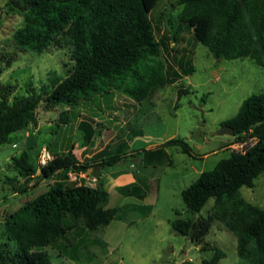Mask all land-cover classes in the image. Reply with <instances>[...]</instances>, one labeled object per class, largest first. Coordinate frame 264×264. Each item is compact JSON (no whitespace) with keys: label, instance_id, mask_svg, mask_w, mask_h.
<instances>
[{"label":"trees","instance_id":"16d2710c","mask_svg":"<svg viewBox=\"0 0 264 264\" xmlns=\"http://www.w3.org/2000/svg\"><path fill=\"white\" fill-rule=\"evenodd\" d=\"M159 1L8 0L0 6V15L8 13L9 7L22 12V25L12 33L19 49L40 54L50 45L64 42L71 47L73 61L68 73L45 96L28 88L25 95L11 98L15 86L0 82V144L10 142L15 132L30 125L36 127V111L41 105L47 111L60 105L77 109L81 104H93L99 109L104 94L111 97L114 92H122L140 103L157 88L173 83L182 73H190V67L164 66L158 60L161 49H168L166 36L156 37L150 16ZM178 1L182 9L172 34L174 41L184 28L190 32L194 45L206 46L216 59L249 57L264 66V0ZM10 62L8 59L7 66ZM187 92L179 89L178 94ZM67 111L59 112L58 123H71ZM93 122V117H87L78 124L85 146L82 153L95 134ZM222 125L233 128L235 141L251 139L253 143L230 151L181 190L186 212H198L213 198L214 216L183 217L182 212L175 210L170 226L175 233L201 244L213 217L228 218L240 258L235 264H264V208L246 202L239 192L242 186L253 187L255 179L264 172V91L243 99L236 114ZM139 134L140 129H130L125 140L106 144L82 160L74 154L73 143L60 151L49 147L52 158L43 166H38L37 158L27 149L13 155L10 164L18 176L54 180L46 190L2 215L0 264H51L46 251L35 259L31 253L59 246L57 243L62 241L59 248L65 252L68 242L64 240L74 228L96 231L118 217L120 208L108 206L109 193L101 174L121 158L133 156V152L127 154L128 141ZM170 145L190 153L181 138H170L161 147L143 151L152 154ZM70 171L95 177V185L70 180ZM16 179L7 181L16 187ZM118 189L125 195L143 193L136 183ZM222 256L223 252L216 251L208 264H217Z\"/></svg>","mask_w":264,"mask_h":264},{"label":"rangeland","instance_id":"374dc122","mask_svg":"<svg viewBox=\"0 0 264 264\" xmlns=\"http://www.w3.org/2000/svg\"><path fill=\"white\" fill-rule=\"evenodd\" d=\"M7 1L0 0L1 8ZM181 9L178 0H160L150 16L156 37L160 39L165 35L168 44L167 50L161 49L159 62L164 66L172 64L174 68L190 67V73H182V77L157 88L140 103L122 92H114L111 97L104 94L99 109L93 104L91 107L81 104L77 109L60 105L56 110L47 111L41 105L36 111V127L30 125L18 131L19 135L15 132L11 134L10 142L0 144L1 227L5 211L15 209L26 199L46 190L54 180L18 176L10 164L13 155L27 149L36 159L39 150L44 147L49 152V147L60 151L73 143V152L78 156L83 147L78 124L87 117L94 120L95 135L90 142L93 150L125 140L130 129L141 130V134L129 141L131 148L127 154L133 149L140 151L121 158L115 166L104 170L101 178L105 182L109 175L122 169L134 173L146 196L144 209L134 208L130 198L107 185L108 205L120 208L118 217L98 232L79 228L71 230L67 241L64 240L68 242L67 255L62 254L59 248L62 241L57 243L59 246H47L32 252V259L46 251L51 264H208L214 253L221 251L224 256L218 259L217 264L240 262L236 238L228 218L213 217L201 244L175 233L170 221L175 217V210L182 212L183 217L214 216L213 198H209L198 212H186L181 190L202 171L211 170L230 151L242 150L253 143L251 139L239 143L234 136L219 135L217 130L223 121L236 114L243 99L252 93L264 91V66L249 57L216 59L206 46L200 43L194 45L190 32L184 28L174 41L172 34L178 27L177 16ZM21 15L22 12L14 7H9L8 13L0 15V82L15 86L11 98L25 95L28 88L45 96L72 67L71 47L62 42L50 45L40 54L22 51L12 38L13 31L22 25ZM171 47L173 50H170ZM8 59L11 60L9 66ZM179 89L188 92L179 95ZM66 109L71 123H58L59 112ZM19 136L22 141L13 147L11 141H18ZM170 138L183 139L190 153L182 152L177 145L166 146L152 154L143 151L148 143L151 144L146 147L155 149ZM12 177H17L14 181L16 187L7 181ZM68 178L79 182L87 180L85 173ZM24 187L25 192L17 191ZM239 192L246 202L264 208V172L255 179L253 187L242 186ZM150 201L154 202L153 206ZM104 231L111 242L118 240L120 244L109 248L100 245L91 247L92 242H98L96 236L102 237ZM82 244L85 248L80 247ZM72 245L76 248L75 255L80 258L70 256L73 253ZM89 255V259H83Z\"/></svg>","mask_w":264,"mask_h":264},{"label":"crops","instance_id":"0c3cea01","mask_svg":"<svg viewBox=\"0 0 264 264\" xmlns=\"http://www.w3.org/2000/svg\"><path fill=\"white\" fill-rule=\"evenodd\" d=\"M17 134H18V132H17ZM19 135V134H18ZM95 135V134H94ZM126 138H128L127 136H126ZM94 139V136H93V138L91 139V141ZM22 141V139L20 138V136H19V138H18V141L16 140H12L11 141V143H13V144H11L12 146L14 145V144H18L19 142H21ZM26 140H24V142H25ZM151 143H148L146 146H148V145H150ZM106 145V144H105ZM104 145V146H105ZM128 145H129V148H131V144L129 143V141H128ZM103 146V147H104ZM144 147V149H152L153 147ZM14 147V146H13ZM16 147V146H15ZM88 149H86L85 151H84V153H82V151L84 150V148H85V146L83 145V147L81 148V150H80V154L78 155V156H76L79 160H82V158L85 156V155H91L92 153H94V152H96V151H98V150H100V149H102V148H100V149H97V150H93L92 148H91V146H90V143L88 144ZM158 146H156L155 148H157ZM134 150V149H133ZM87 152V153H86ZM133 152H135L136 153V151H133ZM130 153V152H129ZM128 153V154H129ZM119 170H121V169H119ZM119 170H117V171H119ZM117 171H112V172H117ZM132 183H136L137 185H139L141 188L143 187L142 186V184L139 182V180H137L136 179V176H135V174L134 173H132V172H129V170H124V169H122L120 172H118V173H115V174H113V175H109V179H107L105 182H104V188L106 189V190H108L107 189V185L108 186H113L118 192H120L119 191V187H121V186H125V185H129V184H132ZM139 183V184H138ZM121 193V192H120ZM121 194H123V193H121ZM125 197H128V198H130V204H131V206H134V208H136V209H141V210H143L144 209V207H145V205L143 204V201L145 200V198H146V196H144V190H143V193L141 194V195H125V194H123ZM146 201V200H145ZM153 204H154V202L152 203V201H150V205L151 206H153ZM109 206V205H108ZM111 222V221H110ZM110 222H109V224H110ZM131 222H133V221H131ZM130 222V223H131ZM109 224H107L106 226H108ZM106 226H104V227H106ZM102 228V227H101ZM101 228H99V229H101ZM99 229H97L96 231H93V232H98V230ZM96 241H98L97 243H94V242H92L90 245H91V247L93 246H96V245H100V246H102V247H104V248H109L110 246H113V247H117V245H119L120 243L118 242V240L117 241H112L111 242V240L108 238V236H107V233L104 231V233H103V235H102V237H100V236H96ZM95 241V240H94ZM84 244H82V246H80V247H84L85 248V246H83ZM73 247V248H72ZM71 248H72V251H73V253H71V255L70 256H73V257H75V258H80V257H77L76 255H75V253H74V251L76 252V248L74 247V245H72L71 246ZM67 253V251H65V252H62V254H64V255H67L66 254ZM91 256L89 255V256H87V257H83V259H86V258H90Z\"/></svg>","mask_w":264,"mask_h":264},{"label":"built area","instance_id":"2783aa9c","mask_svg":"<svg viewBox=\"0 0 264 264\" xmlns=\"http://www.w3.org/2000/svg\"><path fill=\"white\" fill-rule=\"evenodd\" d=\"M51 158H52V154L49 152V150L46 147L40 149L39 153H38V156H37V164H38V166L45 165ZM80 174H82V173H80ZM67 175H68V177L71 178L72 175L74 177H76L79 174H76L74 172L71 174L70 172H68ZM93 183H96V178L92 177V176H89V177L87 176V180H86L85 184L90 185V186H94L95 184L93 185Z\"/></svg>","mask_w":264,"mask_h":264},{"label":"water","instance_id":"95a60500","mask_svg":"<svg viewBox=\"0 0 264 264\" xmlns=\"http://www.w3.org/2000/svg\"><path fill=\"white\" fill-rule=\"evenodd\" d=\"M217 134L219 135L227 134L233 136L234 131L233 128L229 125H221L220 128L217 130Z\"/></svg>","mask_w":264,"mask_h":264}]
</instances>
